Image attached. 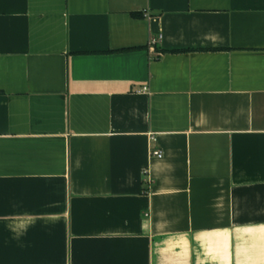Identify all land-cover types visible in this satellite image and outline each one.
I'll list each match as a JSON object with an SVG mask.
<instances>
[{"label": "crops", "instance_id": "1", "mask_svg": "<svg viewBox=\"0 0 264 264\" xmlns=\"http://www.w3.org/2000/svg\"><path fill=\"white\" fill-rule=\"evenodd\" d=\"M0 264H264V0H0Z\"/></svg>", "mask_w": 264, "mask_h": 264}, {"label": "built area", "instance_id": "2", "mask_svg": "<svg viewBox=\"0 0 264 264\" xmlns=\"http://www.w3.org/2000/svg\"><path fill=\"white\" fill-rule=\"evenodd\" d=\"M159 39H160V37H154V38H152V39L150 40V43H151L152 45H154V44H156V43L159 41ZM152 154H153L154 156H157V157H162V156H163V151L160 150V149H155V150L152 151Z\"/></svg>", "mask_w": 264, "mask_h": 264}, {"label": "trees", "instance_id": "3", "mask_svg": "<svg viewBox=\"0 0 264 264\" xmlns=\"http://www.w3.org/2000/svg\"><path fill=\"white\" fill-rule=\"evenodd\" d=\"M175 51H180V50H175Z\"/></svg>", "mask_w": 264, "mask_h": 264}]
</instances>
